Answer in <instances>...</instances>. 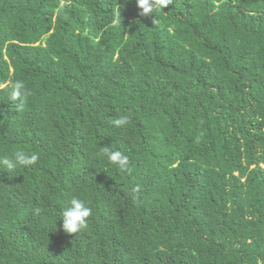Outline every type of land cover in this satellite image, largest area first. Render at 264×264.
<instances>
[{
    "label": "trees",
    "instance_id": "16d2710c",
    "mask_svg": "<svg viewBox=\"0 0 264 264\" xmlns=\"http://www.w3.org/2000/svg\"><path fill=\"white\" fill-rule=\"evenodd\" d=\"M140 11L0 0V159L38 155L0 167V264H264V0ZM74 196L92 214L68 234Z\"/></svg>",
    "mask_w": 264,
    "mask_h": 264
},
{
    "label": "clouds",
    "instance_id": "9594fccd",
    "mask_svg": "<svg viewBox=\"0 0 264 264\" xmlns=\"http://www.w3.org/2000/svg\"><path fill=\"white\" fill-rule=\"evenodd\" d=\"M170 4V0H137V6L141 10L139 15L142 17L155 16L157 10L162 11ZM9 96L12 101L17 102V107H23L29 95L23 81H13L9 88ZM114 126L123 128L130 124V118L122 115L112 120ZM105 156L109 162L116 166L121 172H129V157L123 152L111 150L110 147L102 148L100 153ZM38 160V155L29 153L24 150H16L10 157L0 159V167L16 170L17 168H27L32 166ZM133 192H138L139 188H134ZM39 211V209H37ZM92 210L86 206L85 202L78 198L72 197L67 201L66 206L61 214V222L63 230L68 234H77L87 228L88 218L91 216Z\"/></svg>",
    "mask_w": 264,
    "mask_h": 264
}]
</instances>
